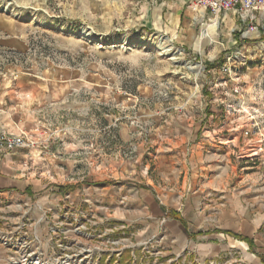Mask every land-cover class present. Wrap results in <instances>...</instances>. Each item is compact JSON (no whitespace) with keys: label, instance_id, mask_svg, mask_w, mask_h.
<instances>
[{"label":"rangeland","instance_id":"374dc122","mask_svg":"<svg viewBox=\"0 0 264 264\" xmlns=\"http://www.w3.org/2000/svg\"><path fill=\"white\" fill-rule=\"evenodd\" d=\"M228 13L201 42L215 15L192 0H0V21L22 39L19 48L0 44V137L20 139L0 145V162L23 181L0 196V264L11 257L3 236L21 235L26 216H40L42 186L90 187L91 199L104 192L115 207L121 188H146L178 208L168 197L203 190L205 204L220 205H205L203 222L223 227L234 218L228 202L239 198L264 221V10L245 21ZM27 184L37 188L32 197ZM136 215L140 245L127 246L122 260L134 252L136 264H164L165 230L145 244L151 230L142 227L152 220L142 207ZM106 248L112 256L114 246ZM211 261L233 264L226 253L190 264Z\"/></svg>","mask_w":264,"mask_h":264},{"label":"crops","instance_id":"0c3cea01","mask_svg":"<svg viewBox=\"0 0 264 264\" xmlns=\"http://www.w3.org/2000/svg\"><path fill=\"white\" fill-rule=\"evenodd\" d=\"M180 7L181 4H177L175 8L176 11L179 12L181 9ZM202 12L206 13L207 11L202 10ZM229 14L230 13H228L226 17L228 16L229 18ZM181 19L182 17L180 16L174 24L180 26ZM174 24L173 28L175 26ZM14 28H17L16 25L13 27L11 24L0 21V35H2L0 36L1 45L12 48L20 47L22 39L19 35L15 34V31L13 30ZM203 30L201 33L202 35ZM228 144L229 143H225L224 145L227 146ZM10 164L11 163H7L6 161L0 162V196H7L10 194L13 196V193L22 187L20 186L23 182L21 180L22 176L17 172L18 168L11 166ZM190 184H192V182ZM26 186V188L29 187L31 192L28 193L25 191L26 194L29 197L34 196L33 192L37 190L35 185L27 184ZM59 186H52L54 196H52V192L46 193V191H44V186H42L41 189L39 188V190H43V193L39 195L41 199L39 201L44 202L41 203V205H58L60 201L64 199L65 195L69 193L70 190L74 189L68 188L64 192H61ZM89 190L90 187H86L80 191L75 189L74 191H71V193L75 198L78 197L79 193H81V197H93V193H90ZM104 190L108 191L110 190V187L104 186L103 191ZM122 190L123 188L120 189V194L117 197V207L107 201L106 197L103 195L104 192L96 195H99L100 202L109 206L111 215L116 221L126 223L133 229H138V218H135L138 210H140L141 207L142 209H147L150 214L148 217L151 218L152 223H144L142 227L145 232L149 231V229L151 230V233L147 234L145 239L148 240L151 238V234H154L157 230L164 229L166 232L164 235V246L166 248V256L163 261L164 264H190L195 260L203 261L206 258L217 257L223 253L229 254L233 264H264L260 256L255 254L256 251L264 254V234L260 233L261 231H264V221L260 220L258 217H249L248 214L251 213L246 209L247 207L243 205L240 198L232 199L230 203L228 202V204L231 205L229 206V209L230 212L234 214V218L224 224L222 223V227L218 224H208L203 222L204 215L206 214V210H203L206 208L205 205L220 210V205H217V201L214 198L211 200L212 202L208 204L204 203L205 196L210 193L209 191L205 192L199 190L195 194L187 193L186 197L184 195L179 198L176 196L168 197V199H180L181 206L185 207L178 208L176 206H169L164 200H162L160 195H154L151 190H147L143 187L134 190V194L121 193ZM212 194L216 196L214 193ZM28 203L29 202H27V204ZM129 206H131L132 209L128 210ZM133 210H135V212ZM164 215L167 217H164L161 223L157 222L156 219ZM197 215H203L201 216L203 218L201 222L199 221L200 219L196 217ZM194 216L195 218H193ZM167 219V224H164ZM202 227L206 228L202 229ZM225 229L248 238H253L258 247L256 249H251L246 241H239L237 242L238 245L232 243V241L228 239L229 235L221 231ZM194 231H200L201 233L199 232L197 235H194ZM137 233L138 239L140 238L139 230H137ZM156 235L154 234L153 236ZM157 260L158 258L154 261L155 264H158Z\"/></svg>","mask_w":264,"mask_h":264},{"label":"built area","instance_id":"2783aa9c","mask_svg":"<svg viewBox=\"0 0 264 264\" xmlns=\"http://www.w3.org/2000/svg\"><path fill=\"white\" fill-rule=\"evenodd\" d=\"M200 10L218 17L222 13L232 12L243 21L254 20L257 10H264V0H192ZM20 139L0 137V145L10 148L19 145ZM93 200L89 196L75 198L67 193L58 205L38 206L40 216L34 219L27 215L19 224L24 229L21 235L12 236L9 232L3 236L2 243L10 253L9 264H109L114 257L115 264H136L138 256L133 252L131 259L122 260L123 250L127 246L140 245L138 233L126 223H120L111 215L108 205ZM52 218V223L51 218ZM32 220V223L29 222ZM46 227L42 234L39 228ZM115 233L118 238H115ZM152 236L144 243L152 245L156 240ZM45 239H48L46 243ZM129 241L130 244H127ZM114 246V254L108 255V244ZM51 254L47 257V254ZM16 254V255H14ZM104 257L105 260H104ZM209 264H216L211 261Z\"/></svg>","mask_w":264,"mask_h":264},{"label":"bare ground","instance_id":"6f19581e","mask_svg":"<svg viewBox=\"0 0 264 264\" xmlns=\"http://www.w3.org/2000/svg\"><path fill=\"white\" fill-rule=\"evenodd\" d=\"M217 26H218V18L217 17L211 18L210 23L208 24V27L204 28L203 30V35L201 34V37H200V39L202 40L201 42H203V40L206 38H210L211 37L210 33L213 31V28L215 29ZM134 47L138 49L140 48V46L138 45H135Z\"/></svg>","mask_w":264,"mask_h":264},{"label":"trees","instance_id":"16d2710c","mask_svg":"<svg viewBox=\"0 0 264 264\" xmlns=\"http://www.w3.org/2000/svg\"><path fill=\"white\" fill-rule=\"evenodd\" d=\"M214 63H209V64H207L206 65V68L207 69H211V68H213L214 67ZM69 187H66V186H59V190L61 191V192H64L65 190H67ZM27 191H30L29 190V187L27 188ZM226 233H229V234H232V235H234L235 237H238V238H241V239H244V240H248L249 241V239L248 238H244V237H242L241 235H239V234H234V233H232V232H230V231H225ZM262 260L264 261V256H262Z\"/></svg>","mask_w":264,"mask_h":264}]
</instances>
